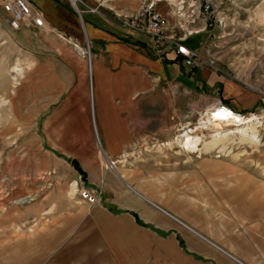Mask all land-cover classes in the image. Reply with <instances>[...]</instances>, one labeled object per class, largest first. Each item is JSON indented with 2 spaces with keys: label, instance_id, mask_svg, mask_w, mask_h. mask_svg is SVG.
<instances>
[{
  "label": "crops",
  "instance_id": "crops-1",
  "mask_svg": "<svg viewBox=\"0 0 264 264\" xmlns=\"http://www.w3.org/2000/svg\"><path fill=\"white\" fill-rule=\"evenodd\" d=\"M29 1L42 10L43 28L0 26L27 57L46 59L35 61L44 81L28 85L29 113L45 147L35 152L42 161L33 169L41 173L27 193H41L22 204L15 197L24 189L9 192L0 180V264H37V249L67 250L63 257L77 255L71 264H264V195H252L247 209L200 205L197 195L176 190L173 177L167 187L160 169L147 173L141 162V144L165 137L166 119L186 102L182 93L229 106L245 98L244 87L220 79L215 65L186 66L169 45L161 56L149 35L119 23L150 0H78L80 11L71 0ZM155 1L170 31L188 37L186 21L175 19L177 0ZM0 14L6 16L1 5ZM196 31L186 43L203 56L193 44L203 31ZM85 40L93 52L90 76L73 45ZM97 136L115 169L106 168ZM81 188L97 189L100 200L87 204ZM85 250L94 256L86 259Z\"/></svg>",
  "mask_w": 264,
  "mask_h": 264
},
{
  "label": "rangeland",
  "instance_id": "rangeland-1",
  "mask_svg": "<svg viewBox=\"0 0 264 264\" xmlns=\"http://www.w3.org/2000/svg\"><path fill=\"white\" fill-rule=\"evenodd\" d=\"M202 1L177 0L175 19L177 17L186 21L188 38L196 35L192 31L200 25L198 21L192 22L191 14ZM213 1L218 6L216 15L221 20L204 30L200 41L193 44L208 60L207 65H215L219 76L221 75L220 79L231 78L244 87L245 98L235 99L229 106L237 111H234L236 114L258 115L259 119L251 122L256 134L252 136L248 132L249 135L243 139L238 131L230 132L218 138L217 143L211 146L213 133L209 129L199 128L194 133L201 137L199 148L188 153L175 139L185 127L196 128L203 112L219 100L212 99L202 105L201 97H209L207 94L194 97L192 94L182 93L186 102L180 104L179 115L166 119L168 123L165 137L141 144V162L147 173L152 172V169H160L164 173L167 187H171L168 180L173 177L176 190L181 195H197V203L200 205L247 209L253 203L252 195H264V0ZM0 20L8 24L4 15L0 14ZM178 28L182 31L181 34L185 32L182 27ZM81 44L85 48L89 46L86 40ZM20 47L12 33L1 25L0 180L2 183L4 179L9 192H16V189L22 187L23 193H17L15 200L28 204L32 201L22 202L26 196L33 195L36 199L41 193H27V190L35 184L36 172H40L33 169L34 165L42 161L35 152L38 147H45L40 122L37 123L39 120L35 114L29 113L28 85L30 81H44V73L39 71L40 64L35 61L46 62V59H30ZM91 53L93 58L92 50ZM82 57L86 60L90 76L88 57ZM217 87H221V82ZM19 183H22L21 186ZM261 206L263 208L264 204L261 203ZM7 252L11 253V250L4 251L5 255ZM64 252L67 250L37 249V264L74 263L71 259L75 260L77 255L70 256L71 259L68 255V258H64ZM24 254L29 255L28 251H24ZM93 256L91 251H84L86 259Z\"/></svg>",
  "mask_w": 264,
  "mask_h": 264
},
{
  "label": "built area",
  "instance_id": "built-area-1",
  "mask_svg": "<svg viewBox=\"0 0 264 264\" xmlns=\"http://www.w3.org/2000/svg\"><path fill=\"white\" fill-rule=\"evenodd\" d=\"M77 1L78 0H71V2L75 4L74 6L76 9L80 11ZM0 5L6 13V22L12 30H19L22 27L43 28L45 26V19L42 10L36 7L29 0H0ZM157 5V1L153 2V0H150L149 2L145 3L136 13L130 15L127 18H120L119 23L123 27L131 28L149 35L153 40L156 51L161 56L164 55V46L169 45L183 57V62L186 66L193 68L205 67L208 64V60L199 55L189 44L186 43L188 37H185L184 35L179 36L175 31H170V28H168L167 25V17L162 11L158 9ZM217 7L218 6L215 5L213 0H203L198 7H196L194 10L192 9V22H203L202 24L196 26V32L204 31L208 29L209 26H214L216 21L221 20L218 15H216ZM89 8L92 11H100L99 7L97 6H89ZM75 47L82 49V47H80L78 44H75ZM86 49L89 51L84 52L83 56H87L89 64L92 65L91 63L93 58L91 49L89 46ZM216 104L225 105L220 100L215 102L214 105ZM98 140L99 139L97 136V141ZM98 143L102 149L101 143L99 141ZM103 154L106 158V168L108 170L115 169V162L110 160L104 151ZM55 174L56 171L52 170L48 173V176H53ZM51 185L52 182L50 181L49 186ZM79 194L80 197L89 205H93L100 200V192L94 188H81ZM28 196L24 198L23 203L26 201H33L35 199V196L33 195L30 197ZM159 208L180 222L184 227L192 229L187 223L181 221L179 218L170 214L165 209H162L161 207Z\"/></svg>",
  "mask_w": 264,
  "mask_h": 264
},
{
  "label": "bare ground",
  "instance_id": "bare-ground-1",
  "mask_svg": "<svg viewBox=\"0 0 264 264\" xmlns=\"http://www.w3.org/2000/svg\"><path fill=\"white\" fill-rule=\"evenodd\" d=\"M82 49H78L79 53L83 55L84 52H87L86 48L82 45ZM92 64V63H91ZM91 66V65H90ZM227 105H212L207 108L200 118V121L196 128L194 127H185L181 132L179 138L176 139V142L188 152L196 151L198 143L201 139L199 135L194 134L195 131L199 128H206L213 134L212 138L214 139L210 145L217 143L218 138L229 134L230 132L238 131L243 136L244 139L246 135L252 134L255 136L256 131L255 127L251 125L253 120H258V115L252 113L250 115H240L236 114L232 107ZM232 108V109H231ZM250 132L249 134H247ZM249 139V138H248ZM199 148V147H198ZM30 197V196H28ZM24 202V200H22ZM197 232V231H196Z\"/></svg>",
  "mask_w": 264,
  "mask_h": 264
},
{
  "label": "water",
  "instance_id": "water-1",
  "mask_svg": "<svg viewBox=\"0 0 264 264\" xmlns=\"http://www.w3.org/2000/svg\"><path fill=\"white\" fill-rule=\"evenodd\" d=\"M72 162L77 168H79L78 162L76 160H73Z\"/></svg>",
  "mask_w": 264,
  "mask_h": 264
},
{
  "label": "trees",
  "instance_id": "trees-1",
  "mask_svg": "<svg viewBox=\"0 0 264 264\" xmlns=\"http://www.w3.org/2000/svg\"><path fill=\"white\" fill-rule=\"evenodd\" d=\"M83 172V171H82ZM83 173H85V172H83Z\"/></svg>",
  "mask_w": 264,
  "mask_h": 264
}]
</instances>
